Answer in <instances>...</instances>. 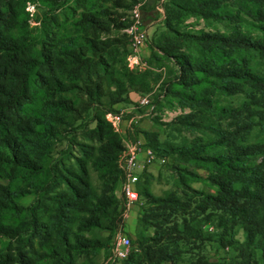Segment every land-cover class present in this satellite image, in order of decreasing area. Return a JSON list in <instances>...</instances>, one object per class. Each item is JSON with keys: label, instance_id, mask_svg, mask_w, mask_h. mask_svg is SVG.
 Returning <instances> with one entry per match:
<instances>
[{"label": "trees", "instance_id": "1", "mask_svg": "<svg viewBox=\"0 0 264 264\" xmlns=\"http://www.w3.org/2000/svg\"><path fill=\"white\" fill-rule=\"evenodd\" d=\"M35 1L0 0V264H95L121 221L124 145L105 114L128 102L129 91L144 90L142 74L127 64L126 33L110 32L127 27L117 9L134 0H72L31 26L26 7ZM187 15L232 29L190 33L180 29ZM163 22L152 58L175 67L167 89L185 105L205 106L177 123L212 136L167 146L147 132L146 145L206 174L173 166L182 195L155 196L148 180L139 184L140 173L138 196L155 208L140 215L121 264H264V71L251 66L252 56L264 66V0H168ZM242 23L257 36L235 31ZM211 85L242 99L214 106L204 91L188 93ZM212 221L219 231H204ZM146 225L154 227L151 236ZM204 240L233 254L183 260L179 241L199 249Z\"/></svg>", "mask_w": 264, "mask_h": 264}, {"label": "rangeland", "instance_id": "2", "mask_svg": "<svg viewBox=\"0 0 264 264\" xmlns=\"http://www.w3.org/2000/svg\"><path fill=\"white\" fill-rule=\"evenodd\" d=\"M168 0H134L130 7L123 9H117L118 16H122V20L129 24L130 19V8L133 4H139L140 15L142 24L147 31L148 40L145 42L147 46V54L144 55L143 59L138 63L132 64V60H128L127 64L130 69L135 72L142 74V77L138 79L139 83L142 84L144 90L135 92L134 99H128V102H119L116 107H113L107 112L106 118L109 120L111 115L118 112L119 108H127L128 112L122 117L121 122L118 125V132L122 137L123 145L127 143L138 142L146 143L145 136L147 132L155 134L160 143L167 146L179 145L182 143H188L194 139L207 140L212 135L205 129L198 127H186L177 123L178 117L183 114L190 112L198 113L204 110L202 101L197 103L190 99L187 102H191L195 105L194 108L185 105L184 100L179 95L171 94L167 87L169 82L172 80L175 67L169 59L163 61H154L152 53L157 52L155 44L164 32V11L165 5ZM59 5L55 8V5ZM72 4V0H56L51 2L36 0L33 4H28L26 9L29 11L30 25L35 26L38 24L39 19L43 13L50 14L51 12H57L61 6L65 7ZM53 8L55 10L53 11ZM236 8V7H232ZM180 29L188 31L190 33L198 32H214L216 30L220 32H229L232 28L226 25L225 21L218 22L214 20L205 21L200 17L187 15L183 18ZM235 31L250 34L252 37L257 36V31L248 23H242L234 27ZM112 34L126 33V37L129 36L123 29H112ZM37 33V32H36ZM129 49V43H128ZM251 66L254 70L264 71V66L260 64L258 59L254 56L251 57ZM178 88V87H177ZM210 99V103L214 106H235L238 105L242 99L241 95H226L215 89L212 85L208 89H198L195 91L188 90V93L195 95L203 92ZM134 92V91H129ZM203 94V95H204ZM146 96L148 103L140 105L138 103L139 96ZM196 96V95H195ZM206 114V113H205ZM91 113H89V116ZM215 118V117H213ZM131 120V121H130ZM94 123L90 122L89 126ZM76 128V127H75ZM78 137L81 136V127L75 131ZM63 145H59L62 148ZM173 166L185 168L192 172H200L206 174L203 170L197 169L192 161L186 162L184 159L176 156H162L161 154L154 156L152 163L146 165L141 173V179L139 184L142 183L143 179L148 180L149 190L155 196H164L168 191L175 190L178 194L182 195L184 189L178 185L176 180V174L173 171ZM190 185L197 189H204L206 192H210V188L206 183L202 182H190ZM141 186V185H140ZM117 195L119 199V211H120V223L112 234L109 248L102 251L95 264H121V261L126 257L128 252L131 250L132 245H135L136 241V230L139 227V217L146 208H155V205L147 204L143 197L135 202L131 207L133 224L129 226L128 216H124V205H123V193L120 184L117 185ZM184 197V195H183ZM129 210V209H128ZM128 212V211H127ZM157 212V211H156ZM162 212L158 210L157 213ZM157 213H153L157 215ZM130 217V216H129ZM160 217V215L156 216ZM169 217V216H168ZM171 219L180 220V217L171 214ZM161 220L160 218H158ZM206 232H218L219 229L215 226V221L206 223L202 226ZM144 235L151 236L154 232V227L146 225L142 228ZM124 234L128 237V244L126 246H120L118 251L122 252L123 255H119L115 249L113 242V236L116 233ZM106 234V232H104ZM235 237L238 240L243 239V233L241 230H237ZM179 248L182 250V258L185 261L195 259L197 256H203L207 258L209 262L223 261L233 254V250L230 247H221L213 240H204L200 243L199 249L194 247L192 243H185L179 241Z\"/></svg>", "mask_w": 264, "mask_h": 264}, {"label": "built area", "instance_id": "3", "mask_svg": "<svg viewBox=\"0 0 264 264\" xmlns=\"http://www.w3.org/2000/svg\"><path fill=\"white\" fill-rule=\"evenodd\" d=\"M130 19L131 22L125 28L129 36V54L128 60L131 57H136L139 53V49L142 44L148 40V34L145 30L140 15L139 4H133L130 8ZM138 63V61L132 64ZM138 103L140 105H145L148 103L146 96H139ZM128 112L127 108H119L118 112L111 115L109 121L112 122L115 129L118 131V125L121 122L122 117ZM131 121V120H130ZM155 153L151 147L146 145L145 142L138 143H127L121 152L118 164L122 170L123 180L121 181V190L123 193V205L124 212L123 215H127V211L131 208L135 202L138 200V191L136 188V183L139 179V175L146 165L152 163ZM128 237L121 233H116L113 236V242L115 249L119 255H123L122 252L118 251L120 246H126L128 244Z\"/></svg>", "mask_w": 264, "mask_h": 264}, {"label": "crops", "instance_id": "4", "mask_svg": "<svg viewBox=\"0 0 264 264\" xmlns=\"http://www.w3.org/2000/svg\"><path fill=\"white\" fill-rule=\"evenodd\" d=\"M147 54V46L146 44H142L140 49H139V53L136 57H131L130 60H132V63L133 62H136V61H140L143 59L144 55ZM135 92H129V98L130 99H134L135 98ZM119 104L122 105V103H116L113 105V107H116L118 106ZM121 186V184H120ZM127 216H128V222H129V226H131L133 224V216H132V211H131V208H129L128 212H127ZM130 216V217H129Z\"/></svg>", "mask_w": 264, "mask_h": 264}]
</instances>
